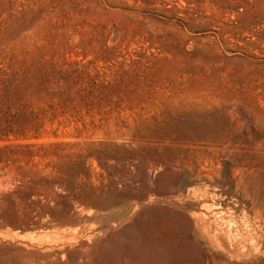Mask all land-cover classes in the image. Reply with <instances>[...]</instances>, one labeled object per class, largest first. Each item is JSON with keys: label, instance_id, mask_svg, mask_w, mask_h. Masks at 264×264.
I'll use <instances>...</instances> for the list:
<instances>
[{"label": "rangeland", "instance_id": "1", "mask_svg": "<svg viewBox=\"0 0 264 264\" xmlns=\"http://www.w3.org/2000/svg\"><path fill=\"white\" fill-rule=\"evenodd\" d=\"M0 264H264V0H0Z\"/></svg>", "mask_w": 264, "mask_h": 264}]
</instances>
